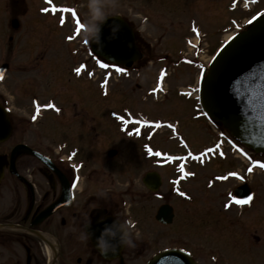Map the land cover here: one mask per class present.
I'll return each instance as SVG.
<instances>
[{"label": "flooded vegetation", "instance_id": "obj_1", "mask_svg": "<svg viewBox=\"0 0 264 264\" xmlns=\"http://www.w3.org/2000/svg\"><path fill=\"white\" fill-rule=\"evenodd\" d=\"M225 2H228V11L235 16H229L224 28L216 27L217 34L246 28L249 21L263 10L257 8L261 0ZM247 3L249 8L243 9L242 5ZM14 21H17L15 29L19 31L17 17L11 23ZM9 40H13L12 35ZM5 64L8 70L10 65ZM0 105L8 109L0 111L3 121L0 127V264H150L157 255L172 249L187 254L189 264H264V204L257 203L258 193L252 189L249 194L247 189L245 194L236 192L239 186L249 184L250 161L245 164L243 172L224 168L227 170L224 173L199 172L202 176L197 177L196 171L189 170L188 164H194L196 169L205 168L237 156L247 162L246 154L242 158L237 150L250 152L237 144L235 138L204 111H195L193 119H202L216 131L213 143L201 145L197 140L202 141L199 136L192 141L176 120L174 123L178 124L180 133L175 147L183 152L171 153L154 144L157 123L164 124L161 127L166 132L170 131L165 127L172 118L170 115L166 119L147 118V124L140 131L115 123L97 128L89 122L87 111L17 114L11 111L10 100L5 96L0 99ZM136 117L146 118L142 113ZM75 118L80 122L60 123ZM45 120H49V124L43 123ZM45 130L52 133L51 146H45L42 138L33 134L39 131L43 135ZM102 137L103 140L99 141L104 149L100 156L91 150L90 144L98 142L91 138L98 140ZM165 137L167 141L172 140L169 134ZM41 156L50 162H45ZM140 159L150 168L139 171ZM172 164H176V176L171 179L170 190L183 193L182 218L191 219L194 225L187 226L193 234L191 238L182 237L172 245L155 249L152 236L156 225L170 228L176 225L179 217V210L173 207L172 222H160L158 211L169 203L158 209L154 203V195L163 185L155 168ZM124 172L127 173L126 180ZM150 173L159 175V189L153 190L147 184ZM237 177L239 184L232 183L225 196L220 195L225 200L205 206L206 212L196 194L194 196V190L186 188L191 180L203 178L206 181L204 191H210L216 184L235 182ZM152 181L155 184L156 178ZM247 195L249 198L244 199ZM189 210H192L190 215ZM46 211L50 212L46 214ZM203 215L210 218L207 221L211 222V231L217 235H201V228L197 227L203 224ZM116 217L127 218L133 223L135 246L120 247L116 253L100 254L95 247L96 237L105 224L112 223ZM84 232L89 238H85Z\"/></svg>", "mask_w": 264, "mask_h": 264}, {"label": "rangeland", "instance_id": "obj_2", "mask_svg": "<svg viewBox=\"0 0 264 264\" xmlns=\"http://www.w3.org/2000/svg\"><path fill=\"white\" fill-rule=\"evenodd\" d=\"M212 1L100 0L107 15H120L131 24L144 52V58L139 63L121 71L116 65L102 63L90 50V41H84L83 28L77 31V20L83 24L90 16L88 0H0V67L4 63L10 65L6 78L0 82V99L4 96L9 99L11 111L17 114L57 109L87 111L89 122L97 125V128L115 123L141 131L142 126L147 124V118L166 119L170 115L172 118L165 127L171 132L161 127L164 124L157 123L156 128L162 130L154 138L158 148L171 153L183 152L175 147L179 142L178 124L192 141L199 136L202 140L197 139L199 144L210 145L216 131L202 119H193L195 111H200L197 98L199 81L206 75L217 49L234 33L231 30L217 34L215 28H224L229 16H235L228 11L225 0ZM257 8L264 9V0ZM64 9H74L75 15ZM14 17L20 22L19 31L11 23ZM192 20H197V25H201L202 28H199L205 33L204 36L191 32ZM10 35L12 41L9 40ZM197 41L196 50L191 49ZM166 69L171 74L165 73L159 82L156 78L158 71L165 72ZM179 91L187 92L188 98ZM138 113L146 118L136 117ZM176 120L178 124L174 123ZM48 122L45 120L43 123ZM79 122L80 119L75 118L71 122L60 123ZM44 132L45 137L39 131L33 134L39 135L45 146H51L52 133ZM168 134L173 140H165ZM91 139L98 141L90 144L91 150L103 155L104 146L100 143L103 137ZM249 151V186L258 193L257 203L264 204V167L261 166L264 165V156ZM241 156L244 158V154ZM247 163L237 156L205 168L196 169L194 164H188V167L196 171L199 177L202 176L199 172L220 174L227 171L224 168L243 172ZM175 166L155 168L163 181L162 189L154 195L155 207L158 209L160 205L169 203L179 210L175 226L165 228L156 225L155 235L152 236L155 249L172 245L182 237L191 238L193 234L187 226L194 225L191 219L182 218L184 196L170 190L171 179L176 176ZM149 168L147 162L140 159L139 171ZM126 174L124 172V180ZM238 180L239 177L235 182L216 184L210 191H204L205 179L196 178L186 188L194 190V196L196 194L206 212L205 206L223 202L225 199L222 200L220 195L224 197L227 190L232 188V183L239 184ZM191 213L192 210H189L188 214ZM203 220V224L197 227L201 228V235H217L211 231V222L207 221L210 218L203 215ZM237 249L239 251V247Z\"/></svg>", "mask_w": 264, "mask_h": 264}, {"label": "water", "instance_id": "obj_3", "mask_svg": "<svg viewBox=\"0 0 264 264\" xmlns=\"http://www.w3.org/2000/svg\"><path fill=\"white\" fill-rule=\"evenodd\" d=\"M113 23L119 24L115 32ZM13 26L18 27L17 21L13 22ZM90 46L107 62L128 68L143 57L133 28L119 15L108 16L102 26L100 42L90 41ZM6 69L7 65H4L0 77ZM199 96L206 115L221 124L243 145L264 155V15L256 18L247 30L237 34L219 51L200 82ZM0 111L7 110L0 105ZM2 123L0 116V127ZM154 177L155 184L152 183ZM147 184L156 190L158 177L148 175ZM246 188L244 186L239 190L245 194ZM157 219L162 223H171L172 209L168 206L160 208ZM150 264H189V258L179 252H166Z\"/></svg>", "mask_w": 264, "mask_h": 264}, {"label": "clouds", "instance_id": "obj_4", "mask_svg": "<svg viewBox=\"0 0 264 264\" xmlns=\"http://www.w3.org/2000/svg\"><path fill=\"white\" fill-rule=\"evenodd\" d=\"M88 11L90 16L84 20L83 39L92 43H99L101 40L102 26L107 21L108 15L101 6L100 0H88ZM119 24L113 23V31H117ZM133 223L129 219L116 217L110 224H105L100 235L96 237L95 247L100 254L116 253L120 247H134ZM85 238L89 234L84 232Z\"/></svg>", "mask_w": 264, "mask_h": 264}, {"label": "snow or ice", "instance_id": "obj_5", "mask_svg": "<svg viewBox=\"0 0 264 264\" xmlns=\"http://www.w3.org/2000/svg\"><path fill=\"white\" fill-rule=\"evenodd\" d=\"M49 2H51V0H49ZM64 11L71 12L73 15H75L74 9H64ZM77 25H78L77 31H79L80 29H82L84 27V25L81 24L79 20H77ZM77 71H79V69H77ZM121 71H122V69H121ZM57 111H59V109H57ZM34 119H35V117H34ZM261 166L264 167V165H261ZM181 194L183 195V193H181Z\"/></svg>", "mask_w": 264, "mask_h": 264}]
</instances>
